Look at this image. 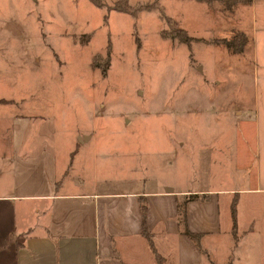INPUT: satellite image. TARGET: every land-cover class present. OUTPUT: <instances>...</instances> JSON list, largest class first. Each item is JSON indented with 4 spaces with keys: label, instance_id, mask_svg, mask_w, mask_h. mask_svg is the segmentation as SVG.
Returning a JSON list of instances; mask_svg holds the SVG:
<instances>
[{
    "label": "rangeland",
    "instance_id": "rangeland-1",
    "mask_svg": "<svg viewBox=\"0 0 264 264\" xmlns=\"http://www.w3.org/2000/svg\"><path fill=\"white\" fill-rule=\"evenodd\" d=\"M101 1L0 0V193L53 192L71 141L64 190L237 181V231L254 232L235 250L225 234L201 242L220 263L264 264V0H129L136 14ZM225 146L240 170L213 168Z\"/></svg>",
    "mask_w": 264,
    "mask_h": 264
},
{
    "label": "crops",
    "instance_id": "crops-1",
    "mask_svg": "<svg viewBox=\"0 0 264 264\" xmlns=\"http://www.w3.org/2000/svg\"><path fill=\"white\" fill-rule=\"evenodd\" d=\"M0 99L2 103L6 101ZM84 138L76 136V141L79 143ZM11 141L7 151L13 153L15 145L13 139ZM253 147L257 164L255 180L259 184L262 179H258V160L262 158V149L255 138ZM77 148L78 144L72 146L71 141L67 159L60 162L52 159L53 192L48 186L47 191L0 193V264H201L203 260L211 264L197 242L180 227L178 203L185 194H197V198L186 204L187 226L193 232H201V239L212 238L216 242L225 234L231 236L227 248L235 250L241 246L244 236L255 230L251 226L238 232L234 246L229 204L240 196L235 186L237 181L200 183L202 187L194 188L164 181L162 186L99 189V185L93 183L95 187L82 190L79 179L74 181L71 190H64L58 176L68 171L73 160L71 152ZM225 148L227 156L226 150L221 148L213 168L218 173L240 170L237 166L239 149ZM31 157H21L17 166L14 160L15 171L24 168ZM257 189L258 185L244 191ZM143 200L155 251L142 229ZM223 203L229 205L226 210L230 212L231 222L227 224H224L225 217L223 219ZM37 215L40 218L36 222L34 216ZM235 257L232 264L236 263Z\"/></svg>",
    "mask_w": 264,
    "mask_h": 264
},
{
    "label": "trees",
    "instance_id": "trees-1",
    "mask_svg": "<svg viewBox=\"0 0 264 264\" xmlns=\"http://www.w3.org/2000/svg\"><path fill=\"white\" fill-rule=\"evenodd\" d=\"M93 3L99 5V6H103L104 3L101 1V0H91ZM201 1V0H200ZM238 2V0H236ZM247 1H251V0H247ZM112 7L116 10H119V11H123V12H129V13H132V14H136V12L140 9H136V8H133V6L130 4L129 0H117L113 5ZM182 32V33H181ZM164 36H171L172 38H177L178 41L180 42H184V43H189L191 39H193L192 35H188L187 34V31L183 28H174V30L172 31H167L163 33ZM221 43H223L224 45L227 46V48H234L233 47V43H231L230 40H223ZM236 50H239L241 51L242 50V47L236 49ZM95 67L96 68H100L101 72L102 73H105L108 66H109V56L106 57V59L104 60V63L103 64H96L94 63ZM0 101H2V99H0ZM189 199H195L197 198V194H193V195H190L188 196ZM144 199V198H143ZM235 200L231 203V208H230V211H231V216H232V226H233V231H232V236H233V244L234 246L237 244V240L239 238V234H238V231H237V226H236V208H235ZM186 204H187V201L185 202H181L178 203V212H179V224H180V227H182V230L183 232H185L194 242H197L198 246L200 247V249L202 250V252L206 255V257L209 259V261L211 262V264H232V256L229 255L227 260L223 263H220L218 262V260L212 255H210L208 253V251L202 246V242H201V236H202V233L201 232H193L189 229V227L187 226V212H186ZM146 202L145 200H143L141 202V212L143 213V220H142V229H143V232H144V235L146 236V238L149 240V244H151L152 246V249H154L155 251V247H154V244L152 242V236H151V233L149 232V229L147 228V224H146ZM159 259V256L158 258ZM160 260V259H159Z\"/></svg>",
    "mask_w": 264,
    "mask_h": 264
}]
</instances>
